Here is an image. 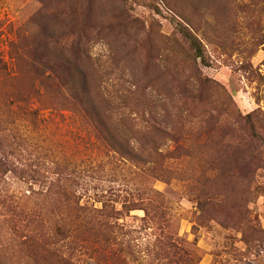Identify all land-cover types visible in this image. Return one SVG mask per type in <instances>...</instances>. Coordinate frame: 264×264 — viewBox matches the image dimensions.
I'll list each match as a JSON object with an SVG mask.
<instances>
[{
    "label": "trees",
    "instance_id": "trees-1",
    "mask_svg": "<svg viewBox=\"0 0 264 264\" xmlns=\"http://www.w3.org/2000/svg\"><path fill=\"white\" fill-rule=\"evenodd\" d=\"M94 1L55 0L57 10L45 12L46 8L41 7L34 11L16 27L8 43L9 61L0 55V221L41 222L16 243L17 251L26 246L31 256L41 254L54 257L58 264H79L73 252L83 247L98 253L96 261L108 258L115 264H130L124 245L106 249L99 236L104 230L116 236V230L123 227L118 220L133 210H142L141 223L152 230L149 255L153 264H199L202 255L196 239L180 238L177 227L167 222L165 205L169 198L152 186L162 181L168 186L172 182L184 185L186 195L200 210L198 219L218 221L223 229L241 233L244 251L227 250L225 254L239 260L244 255L259 257L264 252V229L247 215L248 209L231 198L238 186L235 158L242 152L237 148L242 141H247L243 146L250 150L248 158H240L238 163L247 166L249 201L255 197L254 177L263 154V136L254 122L255 113L242 117L239 136L217 128L227 120L222 108H215L213 115L209 108L203 109L198 119L207 126L203 133L207 140L197 144L198 150L194 151L196 145L186 140L184 131L190 125V105L195 100L209 102L201 88L189 95L181 94L185 105L182 112L186 113L180 115L135 111L124 96L105 95L91 56L93 44L101 38L105 10L101 1ZM210 2L206 0V5ZM194 9L201 8L198 4ZM170 11L175 30L195 59L197 71L204 80H210L215 67L191 29L190 16L182 13L177 3L170 4ZM46 109L67 111L76 117L101 151L100 158L85 164L73 162L59 158L49 145H44V137L40 139L36 131L42 124L40 113ZM169 141L174 144L172 148L167 145ZM200 149L206 153L204 172L196 162L181 169L184 160L195 159ZM41 163L47 165L48 175H41L35 168ZM9 175L29 184L31 204H14L6 193ZM117 181L125 194L110 198L107 194L114 186L107 183ZM90 183L97 184L92 203L82 204ZM49 222L55 224L49 228L45 224ZM202 223L194 224L192 230ZM66 240L74 245L66 250L67 255ZM213 254L214 258L219 255Z\"/></svg>",
    "mask_w": 264,
    "mask_h": 264
},
{
    "label": "rangeland",
    "instance_id": "rangeland-1",
    "mask_svg": "<svg viewBox=\"0 0 264 264\" xmlns=\"http://www.w3.org/2000/svg\"><path fill=\"white\" fill-rule=\"evenodd\" d=\"M96 1H101L105 14L101 38L93 44L91 56L93 65L99 71L105 95L115 98L124 96L135 111L180 115L186 113L182 112L185 105L181 94L189 95L201 88L210 104L195 100L190 105V117L187 114L190 125L184 131L186 140L196 145L194 151L198 150L197 144L202 145L207 140L203 134L207 126L201 125L198 119L203 109L209 108L213 115L215 108H222L227 120L217 124V128L234 131L239 136L243 128L242 117L255 113L254 122L263 136L260 140L263 153L261 167L255 173L253 184L255 197L249 201V184L245 179L247 166L244 162L238 163L240 158H248L250 150L249 146H243L247 141H242L240 144L243 145L237 146L242 152L235 158L239 167L238 186L234 198H231L248 209L247 215L264 229V0H212L208 5L206 0ZM173 3L178 4L182 13L190 16L191 29L201 39L206 55L215 67V71L210 72V80H204L199 74L195 59L175 30L173 12L170 11V4ZM56 4L55 0H0V55L5 61H9L8 43L14 38L16 27L41 7L46 8L45 12L57 10ZM198 4L201 9H194ZM40 118L42 124L36 132L40 139L44 137L42 143L49 145L59 158L65 157L82 164L100 158L101 151L93 138L69 112L46 109L41 111ZM167 145L170 148L174 146L171 141ZM205 155V150L200 149L195 152V159L184 160L182 167L185 168L181 169L186 170L196 162L204 172ZM34 166L41 175H48L45 171L47 165L41 163ZM6 182V193L14 204L23 207L33 202L32 196L29 198L27 182L12 175L7 177ZM120 183H107L114 186L108 197L121 198L125 194V188L119 187ZM89 186V191L81 199L82 204L92 203L96 190L93 187L97 184L90 183ZM152 186L167 194V222L177 227L178 236L188 241L196 239L202 255L199 264H264V252L259 257L244 255L241 260L225 254L227 250L244 251L241 233L223 229L218 221L198 219L200 210L195 201L186 195L184 185L172 182L168 186L162 181H155ZM143 215L142 210H133L118 220L123 227L116 230V236L107 230L99 236L106 249L124 245L130 264H153L149 255L152 230L143 227L140 220ZM198 220L203 225L193 231L192 226ZM33 223L0 221V264H58L51 256H31L26 246L17 251L16 243L41 222ZM45 224L50 228L55 222ZM49 235L54 239L53 235ZM64 244V254L67 255L66 250L72 249L73 241L66 240ZM214 252L219 253L218 257L214 258ZM91 253L93 256L90 259ZM73 255L79 264H87V261L115 264L108 258L96 261L98 253L83 247H78Z\"/></svg>",
    "mask_w": 264,
    "mask_h": 264
}]
</instances>
